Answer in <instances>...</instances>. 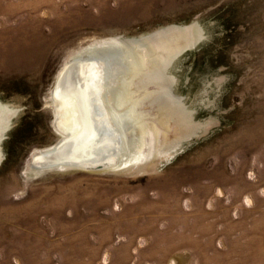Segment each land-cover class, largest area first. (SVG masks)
Instances as JSON below:
<instances>
[{
	"label": "rangeland",
	"instance_id": "rangeland-1",
	"mask_svg": "<svg viewBox=\"0 0 264 264\" xmlns=\"http://www.w3.org/2000/svg\"><path fill=\"white\" fill-rule=\"evenodd\" d=\"M121 41L107 166H45L66 62ZM0 264H264V0H0Z\"/></svg>",
	"mask_w": 264,
	"mask_h": 264
},
{
	"label": "bare ground",
	"instance_id": "bare-ground-1",
	"mask_svg": "<svg viewBox=\"0 0 264 264\" xmlns=\"http://www.w3.org/2000/svg\"><path fill=\"white\" fill-rule=\"evenodd\" d=\"M134 46L135 44L129 41L90 45L79 51L66 62L61 71L60 80H62V77H64L67 71L72 68L76 71V83L67 89L62 88V86H57L55 90L56 97L54 106L56 129H58V132L61 133L64 138H61V141L58 142L53 149L41 151V153L46 155L53 154L62 148V144L71 139H77V141L81 142V147H79L77 154H75L73 158L64 160V158L58 157L60 158L59 160L47 162L45 166L55 167L60 164L71 166H75V164H84L85 166V163H79L80 160L83 159L84 161L81 162H87L89 160L90 163L96 164L95 166H99L97 165L98 163L100 164L99 167L107 166L110 160L109 157H111L109 154L117 148V146L114 145V143L117 144V142L114 141L116 133L110 121L107 120L109 118L107 112H105L106 110L103 108L102 103H100V83L97 77L102 68L101 62L104 60V56H106L107 53L114 51L118 52L124 48ZM117 112L118 111H113L112 117L119 119ZM114 118L113 120L115 121L116 119ZM118 124H120V120ZM139 152V150L136 151L134 156L139 155ZM34 157V163L37 169L43 168L44 165L38 160L40 157L39 153H35ZM117 160L118 161L115 162L116 164H120V161H122L121 157Z\"/></svg>",
	"mask_w": 264,
	"mask_h": 264
},
{
	"label": "water",
	"instance_id": "water-1",
	"mask_svg": "<svg viewBox=\"0 0 264 264\" xmlns=\"http://www.w3.org/2000/svg\"><path fill=\"white\" fill-rule=\"evenodd\" d=\"M84 165V164H83ZM91 165H93V163H90V164H87V166H91ZM96 165V164H95ZM97 165H99L100 166V164L98 163Z\"/></svg>",
	"mask_w": 264,
	"mask_h": 264
}]
</instances>
